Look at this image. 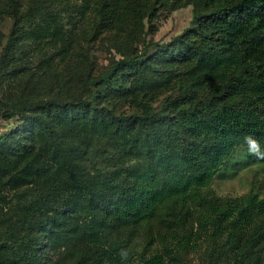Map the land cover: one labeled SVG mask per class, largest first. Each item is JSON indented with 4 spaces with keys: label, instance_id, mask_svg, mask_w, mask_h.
<instances>
[{
    "label": "trees",
    "instance_id": "trees-1",
    "mask_svg": "<svg viewBox=\"0 0 264 264\" xmlns=\"http://www.w3.org/2000/svg\"><path fill=\"white\" fill-rule=\"evenodd\" d=\"M187 6L182 33L147 41L159 9ZM6 17L0 264H121V248L189 264L202 247L197 264H264V160L243 144L264 147V0H0ZM243 150L263 180L215 195Z\"/></svg>",
    "mask_w": 264,
    "mask_h": 264
},
{
    "label": "rangeland",
    "instance_id": "rangeland-1",
    "mask_svg": "<svg viewBox=\"0 0 264 264\" xmlns=\"http://www.w3.org/2000/svg\"><path fill=\"white\" fill-rule=\"evenodd\" d=\"M192 7L187 6L171 12L167 10L159 9L157 18L153 21L152 25L156 28L153 34L147 36V41H154L159 43L168 42L172 37L182 33L191 22ZM12 24L10 18L6 17L0 20V51L3 46L4 37ZM79 25V24H78ZM81 29V26L80 28ZM111 57H115L114 53H111ZM119 56L116 55V58ZM110 54L102 51L97 56V65L102 68L109 62ZM18 121V116L13 118H1L0 119V134L11 129L13 125ZM245 151H239L236 158L237 165L231 168L224 176H220L214 179L211 188L215 195L219 197H237L247 194L251 189L259 186V183L263 180V174L259 165L253 163L248 166H240L238 162L240 157H243ZM243 163V160H242ZM204 248L196 250V252L188 255L189 264H197L204 259Z\"/></svg>",
    "mask_w": 264,
    "mask_h": 264
},
{
    "label": "clouds",
    "instance_id": "clouds-1",
    "mask_svg": "<svg viewBox=\"0 0 264 264\" xmlns=\"http://www.w3.org/2000/svg\"><path fill=\"white\" fill-rule=\"evenodd\" d=\"M243 144L247 146V151L251 156L256 157L257 160H264V147L261 146L258 138L253 135H245L243 137ZM118 255L121 264H127L131 252L127 248H121Z\"/></svg>",
    "mask_w": 264,
    "mask_h": 264
}]
</instances>
